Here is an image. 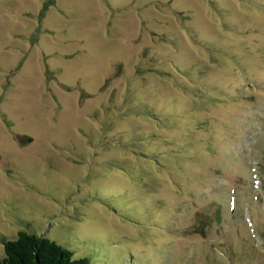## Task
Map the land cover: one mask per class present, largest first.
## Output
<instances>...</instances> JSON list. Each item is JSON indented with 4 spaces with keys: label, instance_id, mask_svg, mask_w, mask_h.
I'll use <instances>...</instances> for the list:
<instances>
[{
    "label": "rangeland",
    "instance_id": "1",
    "mask_svg": "<svg viewBox=\"0 0 264 264\" xmlns=\"http://www.w3.org/2000/svg\"><path fill=\"white\" fill-rule=\"evenodd\" d=\"M21 231L264 264V0H0V258Z\"/></svg>",
    "mask_w": 264,
    "mask_h": 264
},
{
    "label": "trees",
    "instance_id": "2",
    "mask_svg": "<svg viewBox=\"0 0 264 264\" xmlns=\"http://www.w3.org/2000/svg\"><path fill=\"white\" fill-rule=\"evenodd\" d=\"M1 241L5 255L0 264H90L88 258H76L71 249L44 235L21 231L16 239Z\"/></svg>",
    "mask_w": 264,
    "mask_h": 264
}]
</instances>
